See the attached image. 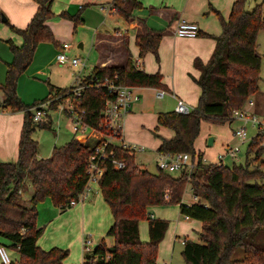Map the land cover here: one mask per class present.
Returning a JSON list of instances; mask_svg holds the SVG:
<instances>
[{"label": "trees", "instance_id": "obj_1", "mask_svg": "<svg viewBox=\"0 0 264 264\" xmlns=\"http://www.w3.org/2000/svg\"><path fill=\"white\" fill-rule=\"evenodd\" d=\"M38 9L25 29L11 26L23 39L22 46L8 41L13 55L7 64L6 81L1 85L5 107L13 112H24V126L16 163L0 162V236L12 243L19 253L20 264H64L68 250L41 249L37 242L43 228L37 227L38 205L50 198L56 207L66 210L89 182L88 167L94 154L93 146L73 138L62 147H55L50 158H39L38 142L32 138L38 127L32 121L30 109L17 95V82L34 60L41 43H56L47 25L55 17L54 0H35ZM113 10L126 23L135 19V12L143 9L139 0H113ZM61 18L78 25L80 16L64 12ZM222 33L216 38V48L208 63L195 61L200 72L197 84L201 88L198 106L189 114L176 111L160 113L158 124L175 132L172 139L162 140L160 154L188 153L196 164L192 172H181L175 177L159 170L152 174L136 164L122 147L114 149L115 156L124 160L126 167L117 170L110 161H102L105 173L99 181L103 198L109 206L114 224L107 236L115 239L109 247L104 241L91 252H85L83 264H158L159 245L164 240L169 224L149 218V208L166 202V189H171V205H179L181 214L202 222L199 242L187 241L182 251L186 264H264V135L258 134L247 151L245 164H206L204 154L195 148L203 121L214 124L232 122L236 110L259 92L263 60L258 52V37L264 32V1L253 10L247 9V0H237L228 20L220 17ZM162 35L147 32L137 36L140 56L147 53L158 56ZM119 77V82L137 88H166L160 74H147L138 69L131 57L123 67H95L81 84L86 86L76 98V111L84 112L83 120L99 130L105 125L103 110L113 97L104 86L105 79ZM51 93L43 102L58 98L51 108L68 116L61 103L72 98V90L51 86ZM251 157V159H250ZM255 182V183H251ZM190 184L193 205L183 204L186 186ZM24 203V195H29ZM150 222L149 242L141 241L139 224ZM243 250L244 258L234 260ZM1 264V263H0ZM14 264V262H13Z\"/></svg>", "mask_w": 264, "mask_h": 264}, {"label": "crops", "instance_id": "obj_2", "mask_svg": "<svg viewBox=\"0 0 264 264\" xmlns=\"http://www.w3.org/2000/svg\"><path fill=\"white\" fill-rule=\"evenodd\" d=\"M96 1L108 3L110 6L113 3V0H54L52 12L55 14V17L48 21L47 25L54 34L56 43L52 44L57 49H60V52L63 50V45L69 43L65 41L66 38L64 37V34H60L54 26L62 24L66 25L68 24L67 21H71L69 19L61 18L60 15L66 12L71 16H77V10L82 11L85 9L86 4L89 6ZM139 1L143 5V9L148 10L147 4L144 3L143 0ZM236 1L237 0H159L156 3V6H153L148 10L150 11L149 13L157 17L158 23L156 26L149 25V18L144 19L139 17V15H137L138 12L136 11L134 21L128 23V31L122 32L119 29H115L114 35H111L109 31L105 34L96 32L94 47L98 52L99 59L98 65L95 67H123L125 66L128 58L131 57L134 63H139L138 69L145 71L147 74H160L163 78V84L166 86V88L162 90L137 88L140 100L132 106V112L129 113V122L133 119L143 121L148 113H155L157 123L156 127H154L155 134L162 140H169L175 136V132L173 130L159 126L158 115L160 113L176 111L178 101H183L192 110L198 106L199 99L201 97V88L197 84V80L200 77V72L195 68V61L200 60L203 64H206L211 59L216 48V38L222 33L221 23L220 26L218 25V18L223 17L225 20H228L232 7ZM93 4L98 5L103 3ZM1 7L4 10H7V7H3V5H1ZM37 9L38 5L34 0H22L14 3L13 10L8 9L11 14H8L10 20L13 22V26L17 28H25V26H28L31 22L37 12ZM112 12L115 13V11ZM86 14L87 12L85 13V20H83L79 15L80 20L76 28L74 22L71 21L75 28V34H77L79 26L82 24L85 26V24H87ZM181 21L197 24L199 26V35L195 38L178 37L176 35V29ZM6 22H8V20ZM147 32L160 33L162 35V39L159 46L158 56L149 52L142 58L140 56V48L137 45V36ZM17 38L18 39L16 41L12 40L13 43L16 46H22L23 39L20 36ZM45 44L46 43H41L38 46L37 51ZM48 44L51 43H47V45ZM73 47L74 46L72 45L71 49L67 53L70 54ZM83 47L84 44L81 42L78 45V48L83 49ZM117 47L119 50L118 56L120 58L114 56L117 53ZM116 61H120L119 64ZM160 92H164V98L168 95L174 99L173 102L175 107H173L171 111H165L162 108V102L159 101V98L161 97ZM259 92L251 97L254 99L253 111L255 114H258L260 105L258 100ZM64 101L66 100H63V102ZM24 119L21 124L13 130L11 129L12 125H10V122L13 121V113L0 115V122L4 120L8 121L7 130L0 126V162L12 163L15 159L18 161L19 145L24 126ZM163 130H166L167 132H165L166 134L162 136L159 132ZM114 141L113 144L115 146H121L116 144ZM161 144L162 141L160 146ZM159 147H157V153ZM30 195L31 192L28 195L29 198ZM170 198L171 189L168 187L166 189V202L164 205H171L169 203ZM89 199H85V201L81 204L66 210L56 207L50 198L40 203L38 205L39 215L37 227L43 228V230L46 228V232L48 230L49 242L46 239L44 242L38 241L37 245H40L41 247H39L41 249L43 248V250L45 249L46 251H49L47 249L53 246H57L53 248L60 247L59 249L66 248L65 246H70L73 242L78 241L81 243V240L83 241L85 239V234L88 233L93 235L95 238H98L96 246H99L102 241H104L109 247L113 246L115 239L108 236V240L110 238L111 241H107L105 238L114 224L113 216L107 213V207L110 209L109 206L106 204L103 195L101 194H97L95 197L91 198L92 201ZM196 202H191L189 205H193ZM177 208L180 211V215H183L181 214L179 205ZM156 213L157 214L152 213L153 219L162 220L169 224V221H167L165 217L158 214V210ZM183 221L194 223L190 224V226L183 231V237L178 235L176 233L177 231H175L173 238L171 239L172 245L175 244V242L180 243L179 240L195 242H197L196 240H200V232L203 227L202 222L191 218L189 220L184 219ZM79 224H82L83 229L76 230ZM149 228L150 222L148 221V226L144 227L145 235L143 237V229L139 226L140 238L143 242H148L150 240ZM170 230L171 224L169 225L165 238L160 243L159 248L164 241L168 239ZM191 235L193 236L190 239L189 237H191ZM5 245L11 247L12 243L0 236V246Z\"/></svg>", "mask_w": 264, "mask_h": 264}, {"label": "rangeland", "instance_id": "obj_3", "mask_svg": "<svg viewBox=\"0 0 264 264\" xmlns=\"http://www.w3.org/2000/svg\"><path fill=\"white\" fill-rule=\"evenodd\" d=\"M22 0H1L0 1V97L5 98L4 91L1 88L6 81V73H7V64L12 62L13 55L10 51V47L8 44L9 40H17L18 36L11 28L13 26V22L9 17V10H13V4ZM35 1V0H34ZM144 3L147 4V8L156 6V3L159 0H143ZM263 0H247V9L253 10L257 3L262 2ZM93 3H103V4H93ZM92 5H85V9L82 11H76L77 15H80L83 20H85V13L87 17V24L85 26L82 24L78 27L77 34H75V28L71 21H67L68 24L64 25H55V29L60 33L64 34L66 38V42L72 44L74 47L70 51V54L67 53V56L71 58H81L83 62L88 64V67L83 69L81 66L75 67L70 64H60L57 61V55L60 54V49H57L52 43L42 45L37 53L35 52L34 60L31 65L27 68L25 72H23L17 82V95L26 105H34L39 104L47 97H49L51 93V86L61 89H69L73 86H76L81 80L85 77L89 76L93 70V68L98 65V52L94 47V41L96 32L97 33H106L110 32L111 35H114V30L119 29L122 32H126L129 30L128 23L124 21L119 15L113 13L110 9V4L96 1L93 2ZM3 7H7V10H4ZM108 8V10H104L103 8ZM148 10H138L139 17L147 19L149 18V25H157V17ZM8 11V12H6ZM11 14V13H10ZM3 18H6L8 22H4ZM218 25L220 26V18H218ZM66 22V21H65ZM27 25V24H26ZM27 26H25L26 28ZM20 28V29H25ZM72 36V37H71ZM71 37V38H69ZM14 41V42H15ZM84 44L83 49L78 48L80 43ZM17 43V42H15ZM118 47L117 53L114 55L118 57ZM258 52L262 56L263 65H262V73H261V82H260V92L258 94V100L260 102L257 117L260 122L264 123V32H261L258 37ZM105 53V52H104ZM118 60V59H117ZM118 64L120 61H116ZM164 96V95H163ZM162 96V97H163ZM159 98V101L162 102V108L165 111H171L175 104L170 96L166 95V97ZM254 100L253 98H251ZM72 103L76 105V101L73 99L66 100L62 102V107L66 109V107ZM35 107V106H34ZM247 109L249 106L245 104ZM33 108V107H32ZM31 108V109H32ZM175 109V108H174ZM256 109V108H255ZM254 109V110H255ZM192 110V109H191ZM253 110V108H252ZM48 111V121L43 123L47 124V127H38L32 135V138L38 142V151L39 158L47 159L50 158L53 154V150L55 147H62L70 142L73 138L76 137V134L73 131V119L72 117L63 114L60 111L54 110L50 107L47 108ZM132 112V111H131ZM13 113V121L10 122L11 129H16L24 119V112L14 113L12 110H7L5 113H0V115H7ZM255 113V112H254ZM129 114L125 117L122 126H123V139H117L114 142L118 145H122V140L125 141L128 145H135L138 147H143L144 151H137L135 153L136 164L139 167H144L152 174H157L159 172L157 161H158V153L157 147L160 146L162 139L155 134L156 127V114L148 113L143 121L139 119H133L129 122ZM128 120V121H127ZM0 126L7 130L8 121L0 122ZM244 125L239 120H233L232 122H227L225 124H214L208 121H203L201 125V133L199 138L196 141V149L198 152H201L205 156L206 164H217L220 162L219 156L225 155L228 151V148L239 149L236 154V158L232 159L226 157L223 164L228 167H232L234 164H245L247 161V151L248 146L251 140L257 135V127L252 126L251 124L247 125L248 132V142L242 144L241 141L234 137V132L242 128ZM167 132L166 130L160 131V135H164ZM86 137H88L89 146H95L99 143L102 138V135L94 130L87 129ZM165 137V136H164ZM214 138L215 142L212 146H210V139ZM159 144V146H158ZM251 159V157H250ZM16 163V159L13 160ZM143 168V169H144ZM171 175L177 177L180 173H171ZM255 183V182H251ZM264 185V180L258 182ZM90 190L86 196V200L95 197L97 194H101L99 182L91 181L89 183ZM29 196L24 195V203H27ZM89 199L92 201V199ZM85 201V200H84ZM198 202L195 200L194 193L192 190V186L188 184L186 186L183 202L186 205H189L191 202ZM81 204V203H79ZM107 204V203H106ZM178 205H162L149 208L148 217L151 219L152 213L158 214L166 218L169 221V225L171 224V230L168 235V239L164 241L158 251V264H186L184 258L182 256V251L184 246L175 242L172 245V238L175 233L183 237V231L186 230L190 224L194 222H184L185 219L183 215H180V211L177 208ZM107 213L112 216L110 209L107 207ZM179 216V218H178ZM178 218V219H177ZM186 220V219H185ZM148 219L142 220L139 224L143 229V237L145 235L144 227L148 226ZM94 226V225H93ZM92 226V227H93ZM52 228V227H51ZM83 229L82 224L77 226L76 230ZM44 234L38 240L40 242H44L46 239L49 242V232L46 228L43 232ZM83 233V232H82ZM107 234V233H106ZM86 233L84 236V240L90 238L96 246V242L98 238H95L93 235ZM194 235V234H193ZM189 237L190 239L192 236ZM148 237V235H147ZM107 241H111L108 236H105ZM104 238V239H105ZM84 240H81V243L78 241L73 242L70 246H65L66 248H61L63 250L69 251V257L67 258L64 264H83L85 257L84 250ZM142 241V240H141ZM199 242L198 240H196ZM143 242V241H142ZM149 242V241H148ZM195 242V241H194ZM98 243V242H97ZM147 243V242H145ZM40 246V245H38ZM41 247V246H40ZM57 247V246H53ZM53 247L48 248L47 250L53 249ZM6 251L10 258L13 260L14 264H20L21 257L18 252H16L13 248L5 245ZM60 248V247H59ZM43 249V248H42ZM44 251H46L44 249ZM244 258L243 250H239L233 257L234 260H242Z\"/></svg>", "mask_w": 264, "mask_h": 264}, {"label": "built area", "instance_id": "obj_4", "mask_svg": "<svg viewBox=\"0 0 264 264\" xmlns=\"http://www.w3.org/2000/svg\"><path fill=\"white\" fill-rule=\"evenodd\" d=\"M104 10H108V8H103ZM111 11L113 10V6H110ZM176 35L181 38H195L199 35V26L194 23H189L185 21H181L176 29ZM71 44H64L63 50L58 54L57 61L60 64H70L75 67L81 66L82 70L87 68L88 65L86 62H83L81 58H69L67 56V52L71 49ZM136 67L139 66V63H135ZM82 81V80H81ZM81 81L74 86L72 90L73 97L76 98L81 97L83 91L86 86L81 84ZM104 86H106L108 93L113 97V99L108 100L105 104V108L103 110V116L105 118V125L98 131L102 138L99 143L93 146L94 154L90 158V164L88 167L89 174V182L84 192L79 196V200L72 201L69 204V207H74L79 203L84 202L86 196L88 194L89 183L91 181L99 182L102 176L105 173V169L100 167V163L102 161H110L113 167L117 170L124 169L126 167V163L124 160L118 159L115 156L114 149H111L109 152L107 151L108 147H115L113 144L114 140L123 139V126L122 123L125 117L131 112L132 106L140 100V96L137 93V87L124 85L119 82V77L115 76L114 79H105ZM164 92H160V96L162 97ZM72 98H66L65 100H69ZM58 100V98L52 99L47 102L39 103L32 109L30 112L32 113V121L37 124L45 123L48 121V111L47 108L51 106L52 102ZM246 105L249 106V109L246 107L236 110L232 118L233 120H239L243 123V127L234 132V137L238 138L242 144L248 142V132L247 125L251 124L254 127H257V135H264V123L260 122L257 115L254 113L252 108L254 107V101L250 98ZM62 107V105H61ZM8 109L5 107V98L0 97V113H5ZM62 110L68 112V116L73 119V131L76 134V139L83 143H88V137H86L87 129H93L89 127L83 120V115L85 111L79 113L76 111V105L72 103L69 106L62 107ZM176 112L179 114H189L191 109L187 106L183 101H178L176 106ZM95 130V129H94ZM256 135V136H257ZM256 136L254 138H256ZM253 138V139H254ZM252 139V140H253ZM251 140V141H252ZM123 144L120 146L124 150H127L130 156L135 155L137 151H144L143 147H138L135 145H128L122 140ZM239 149L228 148V151L225 155L219 156V163L224 162L226 157L235 159L236 154ZM205 162V160H204ZM158 169L166 172V173H181L184 171L192 172L196 166L195 163L192 162L191 156L188 153H177V154H158L157 161ZM195 200H197L195 198ZM153 218V216L151 215ZM186 220L190 218L188 216H184ZM182 245L186 244V240H179ZM84 250L85 252H91L95 248L94 242L88 238L84 240ZM0 263L1 264H13V260L8 255L5 246H0Z\"/></svg>", "mask_w": 264, "mask_h": 264}, {"label": "water", "instance_id": "obj_5", "mask_svg": "<svg viewBox=\"0 0 264 264\" xmlns=\"http://www.w3.org/2000/svg\"><path fill=\"white\" fill-rule=\"evenodd\" d=\"M3 21L6 22L7 21L6 18H3ZM214 140H215L214 138L210 139V142H209L210 146L214 144Z\"/></svg>", "mask_w": 264, "mask_h": 264}]
</instances>
